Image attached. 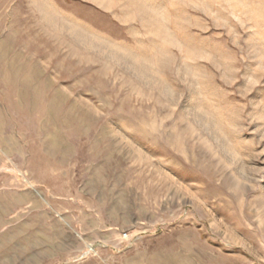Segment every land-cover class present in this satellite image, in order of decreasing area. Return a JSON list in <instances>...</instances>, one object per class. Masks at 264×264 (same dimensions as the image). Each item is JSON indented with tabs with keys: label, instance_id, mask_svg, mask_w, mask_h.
I'll list each match as a JSON object with an SVG mask.
<instances>
[{
	"label": "rangeland",
	"instance_id": "rangeland-1",
	"mask_svg": "<svg viewBox=\"0 0 264 264\" xmlns=\"http://www.w3.org/2000/svg\"><path fill=\"white\" fill-rule=\"evenodd\" d=\"M0 264H264V0H0Z\"/></svg>",
	"mask_w": 264,
	"mask_h": 264
},
{
	"label": "crops",
	"instance_id": "crops-1",
	"mask_svg": "<svg viewBox=\"0 0 264 264\" xmlns=\"http://www.w3.org/2000/svg\"><path fill=\"white\" fill-rule=\"evenodd\" d=\"M23 195H24V197H27V199H28L27 202L29 205L35 206V207L37 206L38 203H37V200L34 198L33 194L27 193V194H23ZM54 196H56L54 193H51L49 196L51 198L50 199L51 201H49L51 205H52V201H53Z\"/></svg>",
	"mask_w": 264,
	"mask_h": 264
},
{
	"label": "bare ground",
	"instance_id": "bare-ground-1",
	"mask_svg": "<svg viewBox=\"0 0 264 264\" xmlns=\"http://www.w3.org/2000/svg\"><path fill=\"white\" fill-rule=\"evenodd\" d=\"M7 68H8V67H6V69H7ZM11 70H12V71H11V72H12V74L14 75V74H15V72L13 71V69H11Z\"/></svg>",
	"mask_w": 264,
	"mask_h": 264
}]
</instances>
